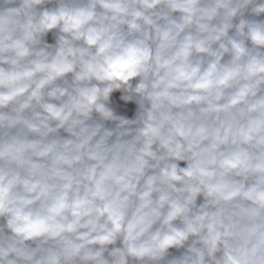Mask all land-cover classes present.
I'll return each mask as SVG.
<instances>
[{"label": "clouds", "instance_id": "obj_1", "mask_svg": "<svg viewBox=\"0 0 264 264\" xmlns=\"http://www.w3.org/2000/svg\"><path fill=\"white\" fill-rule=\"evenodd\" d=\"M0 264H264V0H0Z\"/></svg>", "mask_w": 264, "mask_h": 264}]
</instances>
